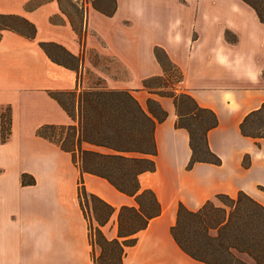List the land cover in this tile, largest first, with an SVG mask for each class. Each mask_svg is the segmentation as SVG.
<instances>
[{
	"label": "crops",
	"instance_id": "0c3cea01",
	"mask_svg": "<svg viewBox=\"0 0 264 264\" xmlns=\"http://www.w3.org/2000/svg\"><path fill=\"white\" fill-rule=\"evenodd\" d=\"M166 1L173 5L133 0L122 6L115 0L110 17L88 10L76 31L56 0H0V15L22 17L36 29L34 40L11 31L0 36V128L10 121V135L0 142V264H93L78 202L80 172L69 153L36 135L44 126L74 124L50 97L53 92L126 91L147 114L149 99L166 113L153 132L155 170L138 178L140 190L155 195L160 215L135 235L123 264H205L172 238L180 205L196 212L218 195L242 193L264 208V144L240 132L246 116L264 104V24L241 0ZM39 43L64 48L78 59L77 71L53 63ZM155 48L183 76L176 93L216 116L207 144L220 165L188 169L189 135L175 126L173 99L142 87L164 77ZM106 59L116 68L107 70ZM87 72L102 86L87 84ZM22 175L34 184L23 185ZM83 183L87 194L115 210L101 232L116 239L117 212L136 207L134 197L93 175H83Z\"/></svg>",
	"mask_w": 264,
	"mask_h": 264
},
{
	"label": "trees",
	"instance_id": "16d2710c",
	"mask_svg": "<svg viewBox=\"0 0 264 264\" xmlns=\"http://www.w3.org/2000/svg\"><path fill=\"white\" fill-rule=\"evenodd\" d=\"M241 1L252 8L259 21L264 24V2L260 0ZM57 3L60 8V0H57ZM114 11L115 6L110 12H98L110 17ZM66 16L76 30L77 27L68 15ZM3 31H11L31 40H34L36 35L34 25L22 17L11 15H0V36ZM38 45L53 63L77 71L78 59L64 48L53 43H39ZM154 56L164 72V77L145 80L142 87L150 94L173 99L177 117L175 126L186 130L189 135L191 157L187 168L198 163L220 165V160L209 150L207 144L208 133L217 125L216 116L211 111L200 108L187 94L168 90L169 80L175 79L178 84L183 76L179 69L169 61L162 49L155 48ZM153 81L161 83L157 87L158 91L150 86ZM49 95L74 124L67 127L44 126L36 132V135L69 153L73 164L80 172L78 202L88 226L93 264H112L111 260L116 264H123L124 251L136 243L135 235L144 230L150 220L160 215V205L155 195L150 190L141 191L138 178L144 173H151L155 170L153 157L156 155V147L153 132L156 123L166 118V113L154 100L149 99L147 114L126 91H110L102 88L76 89L72 92H53ZM263 114L264 104L257 111L246 116L240 125L241 134L257 143L259 139H264L253 131L250 132L248 127L252 118ZM9 129L10 121L7 118L0 128L1 143L8 139ZM260 129L259 126L253 128L255 131ZM244 165L247 166L246 159ZM86 174L106 180L118 192L135 199L136 207H122L118 210V236L114 240H107L101 228L106 225L115 210L98 197L86 193L83 183V175ZM22 184L33 185L34 180L22 175ZM238 196L244 197L264 213V208L248 196L242 193L236 197ZM220 197L232 199L218 195L214 200ZM210 202L212 201L207 202L196 212H190L180 205L176 224L171 228V235L182 252L193 260L205 264H220L219 261H211L207 256L203 257L198 254V247L201 245L197 244L201 241V230L212 222L206 211ZM88 203L91 205L93 220L96 223L95 228H92L86 211ZM94 245L101 252L99 262L94 259ZM227 261V264H242L238 260Z\"/></svg>",
	"mask_w": 264,
	"mask_h": 264
},
{
	"label": "rangeland",
	"instance_id": "374dc122",
	"mask_svg": "<svg viewBox=\"0 0 264 264\" xmlns=\"http://www.w3.org/2000/svg\"><path fill=\"white\" fill-rule=\"evenodd\" d=\"M260 1L264 2V0ZM119 2L122 6H127L133 0H119ZM142 2L146 5H156L158 7L173 5L166 0H142ZM60 4L61 12L68 15L71 22L79 28L86 11L110 12L115 6V0H60ZM91 57H93L92 52H90ZM66 62L68 63V61ZM104 63L107 70L111 66L116 68L114 62L109 59H106ZM83 79L90 86L94 84L102 86L103 84V81L91 72H87ZM175 81V79L169 80L168 90H177ZM159 85H161L160 82L153 81L150 83V86L155 89ZM255 126H259L261 129L255 131L253 130ZM248 127L250 132L253 131L256 135L264 137V114L252 118ZM258 141L264 144L263 138ZM86 211L91 220L92 228H95L96 223L93 220L90 203L86 204ZM206 211L212 222H209L201 230V241L197 244L201 245V247H198L200 256H207L209 260L219 261L220 264H227V260H238L242 264H264V253H262L264 251V213L261 210L244 197L238 196L232 199L220 197L212 200ZM206 227L208 228L205 229ZM100 254L99 248L94 245L93 255L96 262H99ZM111 262L113 264L115 261L111 260Z\"/></svg>",
	"mask_w": 264,
	"mask_h": 264
}]
</instances>
